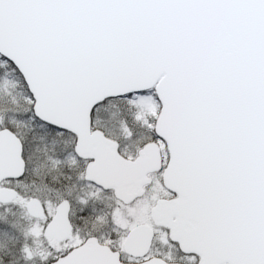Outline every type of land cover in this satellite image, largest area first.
Returning <instances> with one entry per match:
<instances>
[{"label":"snow or ice","instance_id":"obj_1","mask_svg":"<svg viewBox=\"0 0 264 264\" xmlns=\"http://www.w3.org/2000/svg\"><path fill=\"white\" fill-rule=\"evenodd\" d=\"M0 264H264V0H0Z\"/></svg>","mask_w":264,"mask_h":264}]
</instances>
